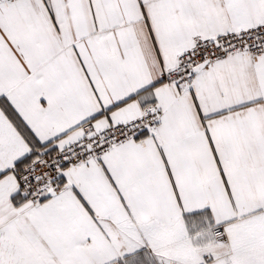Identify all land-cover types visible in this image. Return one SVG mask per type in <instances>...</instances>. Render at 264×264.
Returning a JSON list of instances; mask_svg holds the SVG:
<instances>
[{"label":"snow or ice","instance_id":"6c2138e0","mask_svg":"<svg viewBox=\"0 0 264 264\" xmlns=\"http://www.w3.org/2000/svg\"><path fill=\"white\" fill-rule=\"evenodd\" d=\"M0 264H264V0H0Z\"/></svg>","mask_w":264,"mask_h":264}]
</instances>
